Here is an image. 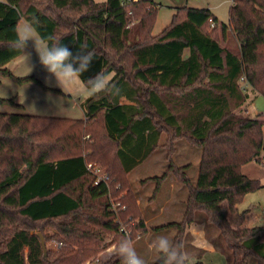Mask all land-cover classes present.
<instances>
[{"label":"trees","instance_id":"16d2710c","mask_svg":"<svg viewBox=\"0 0 264 264\" xmlns=\"http://www.w3.org/2000/svg\"><path fill=\"white\" fill-rule=\"evenodd\" d=\"M156 8L152 0H0L1 75L40 82L6 66L28 43L17 30L24 20L46 46L92 52L79 78L97 87L81 103L82 118L0 112V264H81L115 240L101 246L104 233H119L120 244L123 225L136 237L146 227L127 177L158 147L164 130L167 170L187 196L183 219L160 228L176 229L172 244L183 254L185 227L200 224L206 233L214 229V248L228 252L224 264H264V225L248 226V209L237 208L261 186L241 167L260 162L264 149V112L251 116L245 109L250 91L264 97V0H230L226 23L209 8L178 7L152 34ZM131 17L137 18L132 27ZM228 33L236 52L218 40ZM121 86L135 107L127 115L114 102ZM0 100L22 107L14 97ZM180 139L200 150L195 181L190 164L174 161ZM87 162L106 181L94 184ZM164 176L150 178L158 184ZM47 225L56 248L45 245ZM101 264L124 261L114 254ZM150 264H165L163 253Z\"/></svg>","mask_w":264,"mask_h":264},{"label":"rangeland","instance_id":"374dc122","mask_svg":"<svg viewBox=\"0 0 264 264\" xmlns=\"http://www.w3.org/2000/svg\"><path fill=\"white\" fill-rule=\"evenodd\" d=\"M102 1V0H96ZM156 5V17L152 25L151 33L158 34L166 25L169 24L176 8L186 6L192 8H209L217 17L218 22L226 23L229 16L230 0H152ZM137 22V18L131 17L132 27ZM18 34L21 39L28 40L23 47L21 54L7 62L6 66L17 76L34 75L41 82H27L19 84L14 80L0 74V97L11 98L22 107L14 106L8 101L0 100V112H19L32 115L58 116L70 118H82V101L95 88L87 87L79 77H74L70 82H64L61 79L59 85L55 78L51 77L39 64L36 49L46 46L36 34L29 28L24 20H20L17 25ZM220 44L227 49L237 51L238 45L234 37L228 33L225 38H218ZM126 93V92H124ZM250 100L245 109L251 116L262 115L264 112V97L261 94L251 92ZM114 100L118 103L120 111H123L124 105L133 108L134 104L128 96L123 97L121 92H117ZM257 112V113H256ZM264 132V126H263ZM87 139L89 136L86 137ZM170 134L169 130L162 131L158 147L134 170L130 171L127 177L131 192L136 198V205L140 210L141 220L145 225L144 230L137 232L136 237L130 238L128 232L121 238L130 241L136 253L145 264L153 262L159 254L154 247L159 237H167L172 242L176 235L175 228H160L161 225L171 220L180 221L185 213L184 201L187 196V188L176 177L167 170V156H169L168 147ZM93 142L92 139H89ZM175 151L172 153L174 161L179 165L190 164L187 174L195 181L200 159V150L191 146L185 139H180L175 143ZM261 161H250L241 167L242 172L252 178H257L261 186L248 191L243 195L242 200L237 204V208L242 211L248 209L246 224L248 226L264 225V149L261 152ZM94 163V162H92ZM165 176L159 180L150 177ZM118 187V186H117ZM120 194L122 192H119ZM117 196H109V201H114ZM137 200L139 202H137ZM115 202L114 205H117ZM133 223V222H132ZM202 226V225H201ZM199 225H187L181 236L184 255L187 259L186 264H195L200 261L201 264H224L225 257L229 254L226 250H208L199 251L194 242L200 244L199 237L194 238L189 235V230L201 228ZM122 227H124L122 225ZM44 231L47 235L52 233L50 226H46ZM214 233V229L210 230ZM210 232L203 234L202 238L209 240ZM128 234V235H127ZM113 233H104V243H107L114 237L115 240L109 245L100 248L95 258H88L81 264H101L114 254H119V242L117 236ZM45 245L56 248L58 246L55 238L51 234L47 236ZM192 242V244L190 243ZM198 251V252H197ZM198 253V254H197ZM253 264V261L251 262Z\"/></svg>","mask_w":264,"mask_h":264},{"label":"clouds","instance_id":"9594fccd","mask_svg":"<svg viewBox=\"0 0 264 264\" xmlns=\"http://www.w3.org/2000/svg\"><path fill=\"white\" fill-rule=\"evenodd\" d=\"M36 53L39 64L51 77L55 78L58 85L62 78L64 82H70L72 78L87 72L93 60L92 52H73L59 42L36 49ZM193 237L202 238V229H194ZM154 247L163 253L165 264H185V255L167 237H159ZM118 251L124 264H145V261L137 255L135 248L127 239L120 242Z\"/></svg>","mask_w":264,"mask_h":264},{"label":"crops","instance_id":"0c3cea01","mask_svg":"<svg viewBox=\"0 0 264 264\" xmlns=\"http://www.w3.org/2000/svg\"><path fill=\"white\" fill-rule=\"evenodd\" d=\"M37 78V77H36ZM117 92H121V94L123 95V97L125 96V98H126V96H128L129 98H131L130 97V94H129V92H128V90L124 87V86H121L119 89H118V91ZM124 92H126V93H124ZM117 95V93L115 94V96ZM115 96H114V98H115ZM114 102H115V104H117L118 105V103H116V101L114 100ZM128 106L129 105H124L123 106V111H121L122 112V114L123 115H127V114H130V113H133L134 112V110H135V107H133V108H128ZM257 113V112H256ZM142 163V162H141ZM140 163V164H141ZM139 164V165H140ZM138 165V166H139ZM138 166H136V167H138ZM135 167V168H136ZM134 168V169H135ZM133 169V170H134ZM137 202H139L138 200H137ZM171 221H174V220H171ZM170 222V221H169ZM197 229H202V231H203V234H206V231L204 230V228L201 226V228H197ZM193 231H194V229H191V230H189V231H187V232H189V235L190 236H193ZM210 238V237H209ZM208 238V239H209ZM200 240V242H202V243H200V244H197V243H195V241H193L194 242V245L197 247V248H199L198 249V251L200 250V249H202L203 251H205L206 249H208V250H217V249H215L214 248V246H213V244L210 242V240H206L205 238H199ZM191 244H192V242H190ZM193 245V244H192ZM197 251V252H198ZM198 254V253H197Z\"/></svg>","mask_w":264,"mask_h":264},{"label":"built area","instance_id":"2783aa9c","mask_svg":"<svg viewBox=\"0 0 264 264\" xmlns=\"http://www.w3.org/2000/svg\"><path fill=\"white\" fill-rule=\"evenodd\" d=\"M129 1H136V0H129ZM212 24H213V22H211V25ZM239 87L243 91H245L247 88V84L245 83V80L243 77H241L239 79ZM86 167L91 172V174H93L95 176L94 184H98L100 181H106L107 175L102 171V169L98 165H96L92 162H87ZM123 228H121V230H123L126 234L127 232Z\"/></svg>","mask_w":264,"mask_h":264},{"label":"water","instance_id":"95a60500","mask_svg":"<svg viewBox=\"0 0 264 264\" xmlns=\"http://www.w3.org/2000/svg\"><path fill=\"white\" fill-rule=\"evenodd\" d=\"M38 236L40 237V240H41V243L42 245L44 244V239H43V236L40 232H38Z\"/></svg>","mask_w":264,"mask_h":264}]
</instances>
